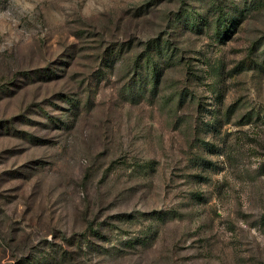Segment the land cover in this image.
<instances>
[{"label": "rangeland", "instance_id": "rangeland-1", "mask_svg": "<svg viewBox=\"0 0 264 264\" xmlns=\"http://www.w3.org/2000/svg\"><path fill=\"white\" fill-rule=\"evenodd\" d=\"M0 264H264V0H0Z\"/></svg>", "mask_w": 264, "mask_h": 264}, {"label": "trees", "instance_id": "trees-1", "mask_svg": "<svg viewBox=\"0 0 264 264\" xmlns=\"http://www.w3.org/2000/svg\"><path fill=\"white\" fill-rule=\"evenodd\" d=\"M198 26V24L195 22L192 27H196ZM228 29L230 30V27L227 25L226 28L224 29V32H228ZM158 57V56H157ZM149 61L152 62V65L154 66V78L155 80H157V78L159 77V73H158V62L156 61V57H154L153 59H149Z\"/></svg>", "mask_w": 264, "mask_h": 264}]
</instances>
